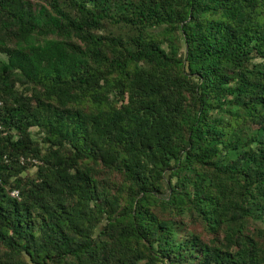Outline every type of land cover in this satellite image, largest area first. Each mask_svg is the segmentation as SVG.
I'll list each match as a JSON object with an SVG mask.
<instances>
[{
    "label": "trees",
    "instance_id": "16d2710c",
    "mask_svg": "<svg viewBox=\"0 0 264 264\" xmlns=\"http://www.w3.org/2000/svg\"><path fill=\"white\" fill-rule=\"evenodd\" d=\"M0 101V264H264V0H0Z\"/></svg>",
    "mask_w": 264,
    "mask_h": 264
},
{
    "label": "built area",
    "instance_id": "2783aa9c",
    "mask_svg": "<svg viewBox=\"0 0 264 264\" xmlns=\"http://www.w3.org/2000/svg\"><path fill=\"white\" fill-rule=\"evenodd\" d=\"M0 105H1V101H0ZM12 195H13V196H18V191H17V190H14V191L12 192Z\"/></svg>",
    "mask_w": 264,
    "mask_h": 264
},
{
    "label": "rangeland",
    "instance_id": "374dc122",
    "mask_svg": "<svg viewBox=\"0 0 264 264\" xmlns=\"http://www.w3.org/2000/svg\"><path fill=\"white\" fill-rule=\"evenodd\" d=\"M33 171V170H32Z\"/></svg>",
    "mask_w": 264,
    "mask_h": 264
}]
</instances>
